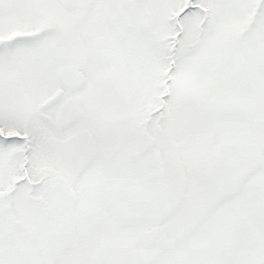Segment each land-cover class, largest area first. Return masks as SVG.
I'll list each match as a JSON object with an SVG mask.
<instances>
[{
	"label": "snow or ice",
	"instance_id": "obj_1",
	"mask_svg": "<svg viewBox=\"0 0 264 264\" xmlns=\"http://www.w3.org/2000/svg\"><path fill=\"white\" fill-rule=\"evenodd\" d=\"M0 264H264V0H0Z\"/></svg>",
	"mask_w": 264,
	"mask_h": 264
}]
</instances>
